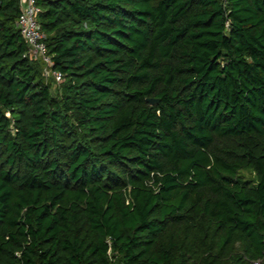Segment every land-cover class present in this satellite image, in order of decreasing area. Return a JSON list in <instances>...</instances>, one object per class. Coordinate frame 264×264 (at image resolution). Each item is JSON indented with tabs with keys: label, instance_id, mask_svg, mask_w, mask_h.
I'll return each mask as SVG.
<instances>
[{
	"label": "trees",
	"instance_id": "16d2710c",
	"mask_svg": "<svg viewBox=\"0 0 264 264\" xmlns=\"http://www.w3.org/2000/svg\"><path fill=\"white\" fill-rule=\"evenodd\" d=\"M37 2L59 82L0 0V264L264 263V0Z\"/></svg>",
	"mask_w": 264,
	"mask_h": 264
},
{
	"label": "built area",
	"instance_id": "2783aa9c",
	"mask_svg": "<svg viewBox=\"0 0 264 264\" xmlns=\"http://www.w3.org/2000/svg\"><path fill=\"white\" fill-rule=\"evenodd\" d=\"M39 11L40 6L37 0H19L16 24L27 43V55L42 63L43 76L53 77L55 81L59 82L63 78V74L60 70L52 68L53 60L48 52L44 32L38 20ZM108 251L110 252V250ZM256 264H259V261H256Z\"/></svg>",
	"mask_w": 264,
	"mask_h": 264
},
{
	"label": "rangeland",
	"instance_id": "374dc122",
	"mask_svg": "<svg viewBox=\"0 0 264 264\" xmlns=\"http://www.w3.org/2000/svg\"><path fill=\"white\" fill-rule=\"evenodd\" d=\"M241 173H242L244 176H246V177H252V173H250L249 171L242 170ZM259 264H260V262H259ZM261 264H263V263H261Z\"/></svg>",
	"mask_w": 264,
	"mask_h": 264
},
{
	"label": "water",
	"instance_id": "95a60500",
	"mask_svg": "<svg viewBox=\"0 0 264 264\" xmlns=\"http://www.w3.org/2000/svg\"><path fill=\"white\" fill-rule=\"evenodd\" d=\"M147 100L151 103H154L157 101V98L156 97H148ZM264 264V263H263Z\"/></svg>",
	"mask_w": 264,
	"mask_h": 264
}]
</instances>
